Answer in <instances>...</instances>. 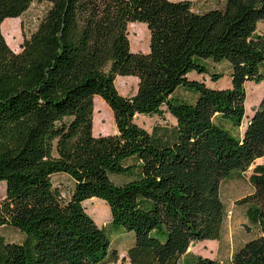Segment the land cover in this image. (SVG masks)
Here are the masks:
<instances>
[{"label":"trees","instance_id":"trees-1","mask_svg":"<svg viewBox=\"0 0 264 264\" xmlns=\"http://www.w3.org/2000/svg\"><path fill=\"white\" fill-rule=\"evenodd\" d=\"M34 1L0 0V227L25 236L0 239V264H181L194 243L220 241L222 183L264 157V98L242 136L218 123L240 128L246 84L264 83V0H227L204 13L189 0H38L49 8L16 53L2 25ZM132 23L148 27L147 54L131 50ZM207 62L229 65L230 88L189 79H222ZM119 76L138 78L135 95L120 94ZM180 89L194 99L176 98ZM96 97L117 134L94 135ZM164 108L175 127L149 133L135 121L163 117ZM56 175L73 181L68 198L54 187ZM250 182L255 192L240 204H249L261 235L230 262L193 255L194 264H264V165ZM94 198L110 208L109 230L134 235L120 263L107 228L84 207Z\"/></svg>","mask_w":264,"mask_h":264},{"label":"rangeland","instance_id":"rangeland-1","mask_svg":"<svg viewBox=\"0 0 264 264\" xmlns=\"http://www.w3.org/2000/svg\"><path fill=\"white\" fill-rule=\"evenodd\" d=\"M183 1V0H171ZM192 3L193 10L197 13H204L210 10L223 9L227 0H189ZM49 5L47 3L34 1L29 10L20 18L7 19L3 33L9 47L16 53L22 49V45L32 33L37 29L40 21L44 17ZM3 32V27H2ZM131 50L135 53L147 54L150 50V32L144 23H132L128 26ZM257 33L264 35V21H261L257 27ZM210 72L213 74L222 73L223 78L218 82H213L207 75L192 73L189 79L204 82L212 89H227L231 87V70L227 63H206ZM139 80L136 77L116 78V87L121 95L131 97L137 93ZM246 116L240 128H235L231 123L218 119V123L230 131L233 137L237 138L243 135L248 120L258 108L264 98V83L257 85L255 83L246 84ZM176 98L192 101L194 94L187 90L180 89ZM136 123L146 129L149 133L153 132L155 127L171 128L175 127V118L164 108V116H143L138 115ZM94 135L107 136L117 134V127L111 109L105 101L96 97L94 99ZM264 165V157L255 161V163L246 171L234 174L230 179L225 180L221 186V198L226 208L227 217L224 222L222 236L220 241H204L194 243L188 250V255L181 259V264H194L192 256H201L219 260L221 262H230L234 253L237 252L245 243L261 235L260 229L253 225L248 219L249 204H240L242 200L253 195L255 187L250 182L253 171L256 166ZM118 183L128 181V178H116ZM54 187L59 190L64 198H68L73 188V181L65 175H56L53 177ZM6 198V184L0 182V205ZM88 214L94 219L100 228H107V234L112 241V251L119 256V263L123 258L127 259V251L133 244V234L124 231L109 230L112 221L110 208L106 203L98 198L88 200L84 203ZM111 231L112 233H110ZM133 236V237H132ZM0 239L5 243H22L25 240L24 234L20 231L6 226L0 227ZM104 264H114L111 260Z\"/></svg>","mask_w":264,"mask_h":264},{"label":"bare ground","instance_id":"bare-ground-1","mask_svg":"<svg viewBox=\"0 0 264 264\" xmlns=\"http://www.w3.org/2000/svg\"><path fill=\"white\" fill-rule=\"evenodd\" d=\"M6 24H7V22L5 21V22L3 23V25H2V27H3V33L5 32L4 28H5ZM94 123H95V122H94Z\"/></svg>","mask_w":264,"mask_h":264},{"label":"crops","instance_id":"crops-1","mask_svg":"<svg viewBox=\"0 0 264 264\" xmlns=\"http://www.w3.org/2000/svg\"><path fill=\"white\" fill-rule=\"evenodd\" d=\"M246 127H247V125H246ZM246 127H245V129H246ZM245 131V130H244Z\"/></svg>","mask_w":264,"mask_h":264}]
</instances>
